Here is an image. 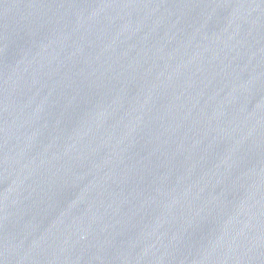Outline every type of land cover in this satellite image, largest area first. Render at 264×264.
Instances as JSON below:
<instances>
[{
    "label": "water",
    "instance_id": "water-1",
    "mask_svg": "<svg viewBox=\"0 0 264 264\" xmlns=\"http://www.w3.org/2000/svg\"><path fill=\"white\" fill-rule=\"evenodd\" d=\"M0 264H264V0H0Z\"/></svg>",
    "mask_w": 264,
    "mask_h": 264
}]
</instances>
